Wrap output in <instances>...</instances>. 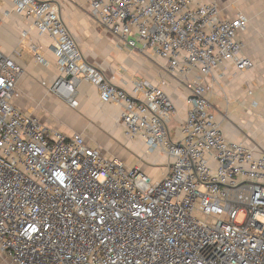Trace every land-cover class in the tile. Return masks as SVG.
Instances as JSON below:
<instances>
[{
	"label": "built area",
	"instance_id": "obj_1",
	"mask_svg": "<svg viewBox=\"0 0 264 264\" xmlns=\"http://www.w3.org/2000/svg\"><path fill=\"white\" fill-rule=\"evenodd\" d=\"M10 1L52 41L58 76L42 86L75 108L79 84H92L120 108L124 137L168 163L153 182L17 109L22 70L0 50V264H264V153L227 140L207 99L218 67L253 68L237 37L247 19H222L200 0H89L99 29L162 61L186 90V118L173 132L164 80L115 87L50 1ZM29 50L47 64L39 47Z\"/></svg>",
	"mask_w": 264,
	"mask_h": 264
},
{
	"label": "crops",
	"instance_id": "obj_2",
	"mask_svg": "<svg viewBox=\"0 0 264 264\" xmlns=\"http://www.w3.org/2000/svg\"><path fill=\"white\" fill-rule=\"evenodd\" d=\"M48 1L74 36L86 62L100 68L112 85L131 93L133 84L141 80L153 85L161 80L166 82L164 91L175 107L169 128L175 132L186 118L187 92L166 74L163 62L149 52L129 51L118 38L99 29L89 13V0ZM200 2L215 4L222 19L233 20L239 15L247 19L246 28L237 37L243 43L242 56L251 60L253 68L239 72L231 62L218 67L206 79L211 87L207 99L227 140L264 153V0ZM13 7L10 0L0 4L3 19L0 50L22 70L16 83L18 97L13 100V105L53 131L69 136L81 135L89 148L99 150L104 158L121 161L126 168L125 163L132 164V168H138L144 174V169H156L164 159L165 176L167 159L149 153L143 141L124 137L120 108L103 104L95 86L86 82L79 84L75 108L42 86V82L51 85L58 76L50 49L52 41L37 32L30 21L13 12ZM24 31L27 33L25 38L22 37ZM30 45L41 49L47 62L45 66L35 61Z\"/></svg>",
	"mask_w": 264,
	"mask_h": 264
},
{
	"label": "rangeland",
	"instance_id": "obj_3",
	"mask_svg": "<svg viewBox=\"0 0 264 264\" xmlns=\"http://www.w3.org/2000/svg\"><path fill=\"white\" fill-rule=\"evenodd\" d=\"M90 13V12H89ZM91 14V13H90ZM124 48V47H123ZM162 161H164V159H162L160 161V164H158L156 166V169H144V173L147 177H149L151 179V181L153 182H157L163 179L164 176V170H165V162L163 163ZM125 165L129 168V167H133V165H129L127 163H125ZM242 218L241 216L237 218V222H241Z\"/></svg>",
	"mask_w": 264,
	"mask_h": 264
}]
</instances>
